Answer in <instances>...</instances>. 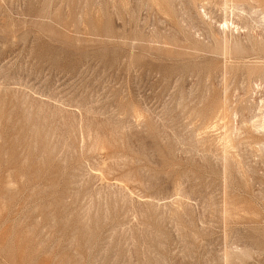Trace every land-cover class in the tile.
I'll use <instances>...</instances> for the list:
<instances>
[{
	"label": "rangeland",
	"instance_id": "obj_1",
	"mask_svg": "<svg viewBox=\"0 0 264 264\" xmlns=\"http://www.w3.org/2000/svg\"><path fill=\"white\" fill-rule=\"evenodd\" d=\"M244 1L0 0V264H264Z\"/></svg>",
	"mask_w": 264,
	"mask_h": 264
},
{
	"label": "bare ground",
	"instance_id": "obj_2",
	"mask_svg": "<svg viewBox=\"0 0 264 264\" xmlns=\"http://www.w3.org/2000/svg\"><path fill=\"white\" fill-rule=\"evenodd\" d=\"M216 1H217V0H216ZM229 1H230V0H229ZM241 1H242V0H241ZM245 1H247V0H245ZM245 1H244V2H245ZM253 1H254V0H253ZM259 1H260V0H259ZM218 2H219V1H218ZM221 2H222V0H221ZM262 2H263V4H264V1H263V0H262ZM219 3H220V2H219ZM219 3H218V4H219ZM224 3H225V2H224ZM224 3H223V4H224ZM226 3H227V2H226ZM226 3H225V4H226ZM228 3H229V2H228ZM231 3H232V2H231ZM241 3H242V2H241ZM257 3H258V0H257ZM259 3H260V2H259ZM221 4H222V3H221ZM221 4H220V5H221ZM237 4L240 6L239 3H237ZM245 4H247V2H246ZM245 4H244V5L242 4L241 7H242V6L245 7V6H246ZM263 4H261V5H263ZM226 5H227V4H226ZM230 5H231V4H230ZM238 5H237V6H238ZM261 5H260V6H261ZM215 6H216V4H215ZM228 6H229V5H228ZM233 6H234V5H233ZM235 6H236V5H235ZM237 6H236V10H237V8H238ZM217 7H218V6H217ZM224 7L226 8V6H224ZM224 7H223V8H224ZM230 7H231V6H230ZM223 8H221V9L223 10V12L226 11V10H224L225 8H224V9H223ZM230 9H231V8H230ZM230 9H229V11H230ZM240 9H241V8H240ZM240 9H239V10H240ZM222 10H221V11H222ZM234 10H235V9H234ZM231 11H232V9H231ZM231 11H230V12H231ZM232 12H233V11H232ZM232 12H231V13H232ZM220 13H221V12H220ZM224 13H225V12H224ZM226 13H227V12H226ZM224 15H225V14H224ZM227 15H228V14H227ZM229 15H230V14H229ZM229 15H228V16H229ZM231 15H232V14H231ZM233 15H234V13H233ZM233 15H232V16H233ZM220 18L222 19L223 16L220 17ZM230 18H231V17H230ZM225 19H226V17H225ZM227 19H228V18H227ZM231 20H232V19H231ZM222 21H223V20H222ZM227 21H229V19H228ZM230 23H231V22H230ZM232 23H233V22H232ZM223 28H224V27H223ZM227 28H228V27H227ZM245 29H246V28H245ZM223 31H224V30H223ZM251 31H252V30H251ZM225 33H226V32H225ZM248 33L251 34L250 31H248ZM226 34H227V33H226ZM261 34H263V33H261ZM247 35H248V34H247ZM251 35H252V34H251ZM256 35H257V34H256ZM249 36H250V35H249ZM249 36H248V37H249ZM250 37H251V36H250ZM263 37H264V35H263ZM252 38H253V37H252ZM256 41H257V40H256ZM226 42H227V41H225V43H226ZM250 42H251V41H250ZM221 43H222V42H221ZM262 44H263V43H262ZM221 45H222V44H221ZM226 45H227V43H226ZM237 45H238V44H237ZM229 46H230V45H229ZM229 46H228V47H229ZM251 46H253V45H251ZM251 46H250V47H251ZM261 46L263 47V45H260V47H261ZM222 47H223V46H221V48H222ZM224 47H225V46H224ZM256 48H257V47H256ZM235 49H236V48H235ZM237 49H238V48H237ZM222 50H223V49H222ZM252 50H253V48H252ZM252 50H248V51L252 52ZM256 50H257V49H256ZM258 50H259V49H258ZM236 51H238V50H236ZM241 51H242V48H241ZM241 51H240V53H238V54H241ZM243 51H244V50H243ZM253 51H254V50H253ZM259 51H260V50H259ZM222 52H223V51H222ZM261 52H262V48H261ZM261 52H260V54H261ZM225 53H226V52H225ZM253 53H254V52H253ZM262 53H264V51H263ZM226 54H227V53H226ZM260 54H259V55H260ZM241 55H242V54H241ZM261 55H262V54H261ZM224 56H225V55H224ZM249 57H250V56H249ZM258 57H259V56H258ZM262 57H263V56H262ZM241 58H242V56H241ZM259 59H260V58H259ZM263 59H264V58H263ZM258 73H259V72H258ZM255 74H256V73H255ZM224 107H225V106H224ZM221 109H222V108H221ZM221 109H219V110H221ZM219 112H221V111H219ZM219 112H217V113H219ZM222 112H223V111H222ZM224 112H226V111H224ZM217 113L215 112L216 115H217ZM226 113H227V112H226ZM222 114H223V113H222ZM216 115H215V116H216ZM218 115H219V114H218ZM220 116H221V114H220ZM224 116H227V114L224 115ZM222 117H223V115H222ZM263 128H264V126H263Z\"/></svg>",
	"mask_w": 264,
	"mask_h": 264
}]
</instances>
